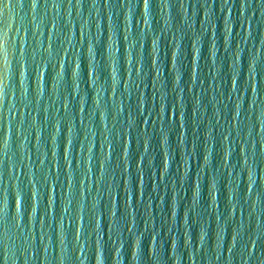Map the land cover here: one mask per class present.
I'll return each mask as SVG.
<instances>
[{
  "label": "water",
  "instance_id": "1",
  "mask_svg": "<svg viewBox=\"0 0 264 264\" xmlns=\"http://www.w3.org/2000/svg\"><path fill=\"white\" fill-rule=\"evenodd\" d=\"M0 264H264V0H0Z\"/></svg>",
  "mask_w": 264,
  "mask_h": 264
}]
</instances>
